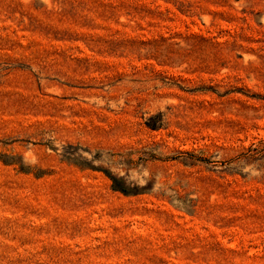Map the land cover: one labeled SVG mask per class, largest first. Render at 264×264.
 Instances as JSON below:
<instances>
[{"label":"rangeland","instance_id":"rangeland-1","mask_svg":"<svg viewBox=\"0 0 264 264\" xmlns=\"http://www.w3.org/2000/svg\"><path fill=\"white\" fill-rule=\"evenodd\" d=\"M0 264H264V0H0Z\"/></svg>","mask_w":264,"mask_h":264},{"label":"trees","instance_id":"trees-1","mask_svg":"<svg viewBox=\"0 0 264 264\" xmlns=\"http://www.w3.org/2000/svg\"><path fill=\"white\" fill-rule=\"evenodd\" d=\"M115 188H116V187H115ZM116 189H117V188H116ZM120 190H121V189H120ZM121 191L124 192V193L126 192V191H124V190H121Z\"/></svg>","mask_w":264,"mask_h":264}]
</instances>
